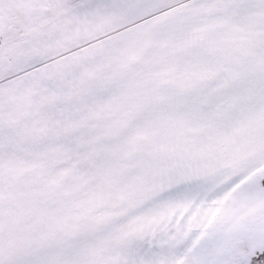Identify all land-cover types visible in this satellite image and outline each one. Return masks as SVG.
<instances>
[{
    "label": "snow or ice",
    "instance_id": "6c2138e0",
    "mask_svg": "<svg viewBox=\"0 0 264 264\" xmlns=\"http://www.w3.org/2000/svg\"><path fill=\"white\" fill-rule=\"evenodd\" d=\"M0 264H264V0H0Z\"/></svg>",
    "mask_w": 264,
    "mask_h": 264
}]
</instances>
